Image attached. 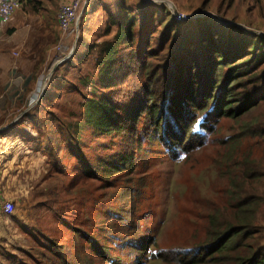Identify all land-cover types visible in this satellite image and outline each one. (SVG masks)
Here are the masks:
<instances>
[{"label":"rangeland","instance_id":"rangeland-1","mask_svg":"<svg viewBox=\"0 0 264 264\" xmlns=\"http://www.w3.org/2000/svg\"><path fill=\"white\" fill-rule=\"evenodd\" d=\"M59 2L32 0L26 8L38 6L55 15ZM126 2L138 11L154 4L153 10L164 18L177 12L190 17L177 20L182 25L163 43V25L158 22L150 45L123 49L110 71L101 73L95 43L113 37L114 32L105 35V28L118 0H91L78 19L76 46L66 60L59 62L53 51L43 67L23 65V52L16 48L5 61L4 73L0 68V108L17 110L14 125L21 129L23 140L33 139L41 147L47 141L59 142L53 151L65 149L59 158L38 154L45 160L44 180L51 184L47 190L38 188L36 206L16 207L19 216L9 218L1 229L0 264H181L209 242L210 215L222 221L230 217L231 203L254 194L264 197V99L249 76L233 84V94L239 98L248 91L256 96L257 105L238 117L211 120L192 144L154 136L147 112H142L135 130L117 133L101 132L84 116L86 98L103 94L129 110L139 102L149 105L150 89L164 107L166 94L181 78L178 70L172 72L190 52H197L202 69L213 68L201 56L200 42L205 31L208 34L217 25L224 36H248L264 49V0ZM59 39L57 33L56 44ZM228 70L221 69L220 83ZM255 71L262 87L264 62ZM42 78L45 85L36 96ZM31 118L44 125L38 134ZM61 127L77 135L73 141L82 147L85 159L76 158L71 143L61 140ZM123 157L128 158L125 164ZM257 209L261 231L256 237L264 244V201ZM233 254L227 253L226 263L207 256L202 264H233Z\"/></svg>","mask_w":264,"mask_h":264},{"label":"trees","instance_id":"trees-1","mask_svg":"<svg viewBox=\"0 0 264 264\" xmlns=\"http://www.w3.org/2000/svg\"><path fill=\"white\" fill-rule=\"evenodd\" d=\"M31 1L23 0L22 6H28ZM154 6L150 3L138 11L135 5L127 3L126 0H118L117 11L109 12V24L105 28V35L114 32L113 37L95 43L98 50L96 63L101 73L110 71L123 49L130 46L133 48L135 44L138 48L142 45H150L158 31V22H160L159 26L163 25L160 31L162 43L171 31L182 25L175 19L173 13H168L164 18L158 11L153 10ZM38 10V6H32V12H38ZM216 27V30L208 34L205 31L203 35L205 39L200 42L203 50L201 56L205 55L206 63L211 62L213 68L208 71L202 69L204 64L199 63L197 52L194 51L196 55H191L190 52L191 56L189 55L185 63L179 67L175 66L172 72L175 75L178 70L181 78L177 81L178 83L176 82L175 88L166 94L167 101L164 107L158 103V93L150 89H148L150 104L145 105L139 102L135 108L129 110L117 105L105 94L100 97H87L84 102V116L87 124L95 125L103 133L135 130L142 112H147L154 125V136L170 139L176 143L192 144L197 141L196 138L203 136L202 129H207L211 120L223 116L238 117L254 108L257 105L256 96L252 97L248 91H244L239 98H235L233 84L245 82L240 78L243 75L249 76L248 79H251L249 83L260 92V100L264 99V84L261 87L256 83L260 79L257 78L258 74L255 71L257 66L264 62L262 44L259 40L250 41L248 36L240 39L239 36L230 34L224 36L223 28L220 25ZM241 58L244 60L237 62ZM225 66L229 70L222 78L223 84H221L218 76L221 75V69ZM145 90H147L146 87ZM163 98L165 99V96ZM40 101L39 107L43 106V96ZM27 117L30 116L27 115ZM30 122L37 134L44 128L41 121L31 118ZM14 124L5 130L11 133L16 132V130L13 131L17 127ZM65 129L61 127V140L71 143L70 152H73L76 158L85 159L82 147L73 141L78 140L77 135L72 131L71 135L70 130ZM21 135H23L22 132ZM26 141L36 143V146L50 157L53 154L59 158L58 156H63L65 152L63 147L53 151V146L59 142L47 141L44 147H41L33 139L29 138ZM127 161V157L121 158L124 164ZM85 168L90 174L88 167ZM230 197L235 196L231 194ZM263 201V196L254 194L244 200H238L237 203H231L232 211L228 219L224 218L221 221L216 214L210 215V225L207 230L209 242L201 244L195 249L194 256L183 259L181 264H202L207 256L213 262L226 263L224 257L232 252L234 253L231 256L233 264H264V244L259 243L256 237L261 231V227L256 223L257 207ZM248 239L251 240V244H245V240Z\"/></svg>","mask_w":264,"mask_h":264},{"label":"crops","instance_id":"crops-1","mask_svg":"<svg viewBox=\"0 0 264 264\" xmlns=\"http://www.w3.org/2000/svg\"><path fill=\"white\" fill-rule=\"evenodd\" d=\"M26 7L17 10L9 23L0 24V68H3V73L6 59L12 57L10 54L16 48L23 52L22 64L32 67L45 66L55 51L56 34L60 35L58 11L51 15L42 7L38 12L29 11ZM16 111L12 107L0 108V191L16 207H34L39 202L38 188L48 189V181L44 180L43 175L45 160L39 158L38 154L47 155L31 142L24 141L20 128H14V133L5 130L14 123ZM17 216L16 211L13 214L5 213L0 201V232L8 225L9 218Z\"/></svg>","mask_w":264,"mask_h":264},{"label":"built area","instance_id":"built-area-1","mask_svg":"<svg viewBox=\"0 0 264 264\" xmlns=\"http://www.w3.org/2000/svg\"><path fill=\"white\" fill-rule=\"evenodd\" d=\"M89 0H62L59 4L57 13L58 27L60 30V39L55 46V52L59 62L66 60L73 52L76 46V37H78V19L85 11ZM23 5V0H0V24H7L11 21L13 15ZM175 19L181 20L190 17L189 14L177 12L173 14ZM18 54V52H14ZM46 79V77H45ZM43 81V78L41 79ZM41 85L34 95L38 96L41 92ZM0 201L2 209L7 214H13L16 210V205L13 201L7 199L0 191Z\"/></svg>","mask_w":264,"mask_h":264},{"label":"bare ground","instance_id":"bare-ground-1","mask_svg":"<svg viewBox=\"0 0 264 264\" xmlns=\"http://www.w3.org/2000/svg\"><path fill=\"white\" fill-rule=\"evenodd\" d=\"M40 84L42 85L43 84V81H40Z\"/></svg>","mask_w":264,"mask_h":264},{"label":"water","instance_id":"water-1","mask_svg":"<svg viewBox=\"0 0 264 264\" xmlns=\"http://www.w3.org/2000/svg\"><path fill=\"white\" fill-rule=\"evenodd\" d=\"M45 85V84H44Z\"/></svg>","mask_w":264,"mask_h":264}]
</instances>
